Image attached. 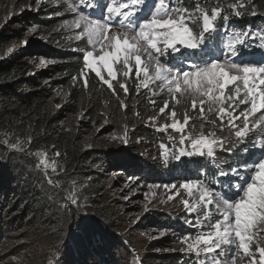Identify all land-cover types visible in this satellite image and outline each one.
Returning <instances> with one entry per match:
<instances>
[{"label":"snow or ice","instance_id":"6c2138e0","mask_svg":"<svg viewBox=\"0 0 264 264\" xmlns=\"http://www.w3.org/2000/svg\"><path fill=\"white\" fill-rule=\"evenodd\" d=\"M44 2L47 0H35L32 10L39 11ZM51 2L59 5L60 0ZM66 3V11L73 19L64 20L61 27L75 33L71 39L87 44L85 48L73 49L82 57L73 83L79 81L87 89L88 76L94 74L126 109L128 105L119 100V95L128 96V81L132 80L135 93L141 95L143 90L144 99L156 113L149 115L147 121L155 126L159 117L166 115V122L156 130L176 134L168 135L167 142L158 145V163L168 167L175 162L176 168L186 170L190 164L197 165L194 173L180 180L160 184L129 177L130 183L125 185L130 195L140 188L147 189L143 193L144 212L150 210L157 190H163L169 195L161 203L179 198L185 214L195 217L184 221L193 231L185 233L179 239L182 247L172 251L194 256L195 264H264V29L245 26L238 30L231 23L232 18L257 15L256 5L252 0H215L212 4L197 0L192 6H185L183 0ZM197 22L199 28L194 31L190 25ZM29 32L35 33L36 28ZM12 51L13 48L8 49L9 53ZM51 63L55 61L40 58L41 66ZM157 82L159 90L168 97L162 106L153 98L157 92L152 85ZM182 100L190 101L191 110L198 115L193 117L186 107L182 121L177 119V111L174 106L170 109L169 103L177 105ZM134 115L139 117L140 113ZM210 115L214 119H209ZM205 124L212 126L207 133ZM128 133L129 128L124 125L122 134H110L109 139L127 146ZM250 134H254L251 139ZM32 142L33 137L28 136L26 140L17 137L11 144L5 139L4 144L36 157L37 168L49 185L58 186L59 180L54 181L48 173H64L57 163L63 154L55 150V145L51 146V158L46 149L31 152L27 145ZM139 142L138 139L136 143ZM240 145H244L241 151L247 159L228 165L225 170L217 151L226 150L232 155ZM202 161L215 171L209 174ZM130 195L124 199H130ZM64 199L62 207L71 205L78 211L87 207L86 203L81 204L75 187ZM139 219L137 216L133 223ZM76 232L88 241L94 237L95 225L87 213L81 212ZM167 234L168 230L159 233L161 237ZM54 255L58 257V251ZM136 260L139 262L138 256ZM48 264L53 261L50 259Z\"/></svg>","mask_w":264,"mask_h":264},{"label":"trees","instance_id":"16d2710c","mask_svg":"<svg viewBox=\"0 0 264 264\" xmlns=\"http://www.w3.org/2000/svg\"><path fill=\"white\" fill-rule=\"evenodd\" d=\"M196 2L183 0L185 6ZM214 2L208 0L209 4ZM221 2L233 3L235 0ZM252 3L256 5L257 15L232 18L231 23L236 29L243 30L245 26L264 29V0H252ZM5 6L9 5L0 0V247L8 244L0 264H45L49 258H56L55 262L58 259L59 264H130L137 256L142 264H195L194 257L172 251L175 249L173 243L192 229L177 223L171 215L163 216L159 204L154 205L134 228L126 227L131 221L127 219L128 208L112 195L111 184L115 179L129 177H139L144 183H169L194 173L197 165L190 164L187 170L176 168L175 163L164 167L157 159L143 156L141 148L144 146L139 145L145 143L152 149L150 144L155 135L137 118L129 119L127 126L130 137L143 141L139 145L130 141L127 146L114 147L107 140L86 141L80 128L66 132L61 122L81 112L96 119L100 113L96 105L102 100L109 104L108 111L113 118L120 117L119 101L106 86H101L94 74L88 76L87 89L80 87L79 81L73 83L72 77L79 72L82 59L73 49L85 48V44L83 40L71 39L75 33L61 27L64 20L73 19L71 13L61 5H58L60 9H54L43 4L34 14L7 19ZM57 12L62 15L57 16ZM25 24L37 28L46 42L35 43L29 39V46H18L9 53L14 42L25 38L28 31ZM41 57L55 63L38 68ZM128 84V98L141 112H149L144 99L146 94L137 95L133 84L130 81ZM57 89H66L68 93L60 108L57 107L61 103ZM169 105L174 106L171 101ZM177 105L180 112L184 113L187 107L190 115L197 116L189 101L182 100ZM28 136L33 137L31 145H27L29 151L46 149L54 152L51 146L55 145V150L63 154L59 160L65 171L58 179L53 176L54 181L59 180L58 186L49 185L37 168L34 156L4 144L5 139L11 144L17 137L26 140ZM243 147L240 145L232 155H225L219 161L223 162L225 170L228 165L247 159L241 151ZM202 163L209 174L215 171L207 161ZM115 171L121 172L112 178ZM73 182L82 188L84 198H87L84 202L87 207L79 211L71 205L61 206L66 203V192L60 187ZM81 212L87 213L95 225V235L90 241L76 232ZM155 225L170 229L175 233V240L165 236L145 243L134 238ZM57 251L58 257L54 255Z\"/></svg>","mask_w":264,"mask_h":264},{"label":"rangeland","instance_id":"374dc122","mask_svg":"<svg viewBox=\"0 0 264 264\" xmlns=\"http://www.w3.org/2000/svg\"><path fill=\"white\" fill-rule=\"evenodd\" d=\"M4 3L9 5L8 7L5 6V8H6L5 12H6L7 19H11L15 15H20V14H25V13L34 14L35 12H37L36 10H32V9H35V7H36L35 0H4ZM73 3H75V0H73ZM43 4L51 5L54 9H60L61 8L57 4L51 2V0H47V2L42 3V5ZM59 5H61L66 11V9H67L66 0H60ZM66 12H68V11H66ZM24 26H26L28 28V31L25 35V38L20 39V41L14 42L12 44L13 49H16L18 46H24V47L29 46L28 45L29 39L33 40L35 43L46 42V38L40 34V32L37 28H36L35 33H30L29 30L33 27L29 28L28 24H25ZM190 26L193 28L194 31H196L199 28V23L198 22L193 23ZM25 40H27V44L24 43ZM83 42L85 44V47H87L86 41H83ZM256 42L257 41H255V43ZM13 46H15V47H13ZM37 66H38V68H45L46 67V66L40 65V59L38 60ZM129 81L132 84L134 83L132 80H129ZM158 85H159V82H157L155 85H152V87L157 92V95L153 98L156 100L157 105L162 106V101L164 99H168V97L166 95V92H162L159 90ZM79 86L84 88L82 85H79ZM75 87H78V86H75ZM117 90L119 91L118 86H117ZM85 92H87V91L85 90ZM142 92H144V91L142 90ZM56 93H57V98H59V100L61 102L60 103V107H61L64 104V102L67 100L68 93H67L66 89H57ZM128 97H129V95L127 97H125L122 93H120V95H119V100H123L124 103L128 105V107L126 109L121 108V116L120 117L117 116L116 118H113L109 114V111H108L109 110V104L102 100L96 105V109L98 110V112H100L99 115H97L96 119H90L89 115H87L85 112L76 113L75 115H73V117L71 119H69V120L65 119L63 122H61L62 128L66 132H69L73 128L75 130L80 128L79 129L80 133H82V136L85 137L86 141L91 140V139H93L95 141H99V140L111 141L109 139L110 134H117V135L122 134L124 125H128V120L129 119L131 120L133 118L134 119L137 118L144 126L151 129V132L155 135V140L151 141L150 145L152 146V149L150 147H148V145L145 143L140 144V142H143L141 140H139L140 141L139 143H136L138 138L134 139V138L129 136L130 141H133L135 145L140 144L139 146H141V147L144 146L141 148V151L143 152V156H145V157L147 156L148 158L156 157L158 160L159 156H160V149H159L158 145L161 142H167V136L168 135H176V134L173 133L171 130H169L167 133L157 131L156 129L159 127V125L166 122V115H161L159 117V120L156 122V124L154 126L152 123L147 121V117L149 115H155L156 114L155 111L152 109V107L149 106V109H150L149 112H141L138 109V107L134 104V102H132L131 99H129ZM115 99H117V97H115ZM60 107H58V108H60ZM174 107L177 111V119L182 121L183 113L179 111L178 105H174ZM242 107H244V106L242 105L241 108ZM169 108L171 109L172 106L169 105ZM135 112H139L140 116L139 117L135 116L134 115ZM196 113L198 115V112H196ZM258 115H259V113L257 114V116ZM105 119H107V121H108L106 124L104 123ZM209 119H214V117L212 115H210ZM81 122H86V123L81 124ZM217 124H219V121H217ZM101 125H103V127H101ZM211 128H212V126L210 124H205L204 130L207 133V131ZM224 134L228 135L227 130H225ZM252 135L253 134H250V138ZM177 138H178V136H177ZM13 142H15V141H13ZM111 142L113 143L114 147H122V144H119L115 141H111ZM169 146H171V145H169ZM36 150H38V149H33L32 152H35ZM152 150L155 151V154L152 153ZM16 151H18V150H16ZM47 151H48L49 157L51 158L53 156L54 152L51 150H47ZM216 155H217L218 161H220L221 159L225 158V155H230V154L226 150H218ZM36 160H37V164H38V159L36 158ZM57 163L59 165H61L59 158H57ZM173 163H175V162H173ZM191 165L194 167V164H191ZM57 172H59V168L57 169ZM119 172H121V171H118V172L115 171L114 173H112V178L115 177V175L118 174ZM48 175L50 177H52L53 180H54L53 176H56L57 179L59 178V176H61V174L56 175V174L52 173L50 170H49ZM109 182L111 183V180ZM129 183H130L129 178L128 179L123 178V179H115V181L111 184L112 195L115 198H117L120 202H122V204L125 203V205H122V206L128 208L126 211L129 214L127 216V219H129V221L130 220L131 221H130V224H128L126 227L132 226L134 228L136 226V224L138 223V222L133 223V221L136 219V217L139 216L140 217L139 221H140L141 218L144 217L145 215H147V213L154 208L153 206L157 205V204H159L158 209L161 210L162 212H164L163 216L171 215V217L177 223L181 222L185 226H187L184 223V221L186 219H193V220L195 219L194 216H187L185 214V209L180 204L179 198H176L172 201H168L167 203H161V201L167 200V196L169 195V193H166L163 190H157L156 199H154L152 201V203L149 204L150 210L148 212H144L143 207H144V204L146 203V199H145V196L143 195V193L146 192L147 189L146 188H140L139 191H137L134 195H130L128 188L125 187V185L129 184ZM73 187H75L76 189L79 190V195L81 197V204H84V202H85L84 194H83L82 188L80 186H78L75 183L74 184L71 183L67 187H60V188L63 189L66 193H68V192L72 191ZM125 195H130V199H128V200L124 199ZM182 195H183V193H182ZM162 230H168L169 234H167L165 236H170L173 241L175 240L176 236L171 234L173 232L170 229L164 228L163 225L162 226H156L155 225L151 229L148 228V230H146L145 233L141 232V233H139V235L137 237H134V238L136 240L140 239L141 241H143L145 243H150L151 240L162 238L159 235V233ZM165 236H163V237H165ZM173 244H174L175 249L182 247V245L179 243V239L177 240V242H174ZM7 245L8 244H6L3 247H0V259H2L4 256H6L5 252L7 251V248H8ZM131 250H134V247H132ZM155 252L159 253V251H155ZM191 257H194V256H191ZM55 259L56 258H51V260L53 261V264H56ZM49 260H50V258L45 261V264H48ZM129 263L130 264H142L141 258H139V262H138L136 260V257L132 258ZM155 264H160V263H155Z\"/></svg>","mask_w":264,"mask_h":264}]
</instances>
